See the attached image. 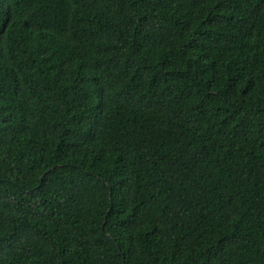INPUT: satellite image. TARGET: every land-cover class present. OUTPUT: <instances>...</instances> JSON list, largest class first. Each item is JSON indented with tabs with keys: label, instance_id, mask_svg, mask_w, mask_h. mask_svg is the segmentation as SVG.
<instances>
[{
	"label": "trees",
	"instance_id": "1",
	"mask_svg": "<svg viewBox=\"0 0 264 264\" xmlns=\"http://www.w3.org/2000/svg\"><path fill=\"white\" fill-rule=\"evenodd\" d=\"M0 264H264V0H0Z\"/></svg>",
	"mask_w": 264,
	"mask_h": 264
}]
</instances>
